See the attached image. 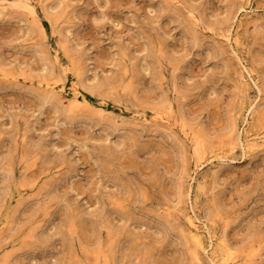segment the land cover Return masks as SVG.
<instances>
[{"label": "rangeland", "instance_id": "obj_1", "mask_svg": "<svg viewBox=\"0 0 264 264\" xmlns=\"http://www.w3.org/2000/svg\"><path fill=\"white\" fill-rule=\"evenodd\" d=\"M21 1L34 6L35 17L0 7V74L10 75H0V229L8 161L15 179L31 185L9 200L14 210L21 194L30 196L15 214L14 230L49 208L30 226L42 225L43 238L14 239L0 258L8 250L13 264H103L95 261L101 240L104 249L116 246L113 264H189L184 235L199 229L200 263L214 264L212 241L228 224L227 240L241 264L250 242H261V256L248 264H264V145L259 140L253 152L242 146L247 132L264 136L262 112L251 119L256 106L264 108V0H67L63 13L54 1L48 5L55 22L43 12L45 1ZM60 40L80 55L88 80L111 79L114 89L82 90L103 113L68 115L54 104L41 106L36 78L32 84L27 76L50 68L56 54L66 69L58 82L66 86L65 101L76 81ZM165 95L174 117L183 112L208 136V157L216 151L221 160L195 171L191 138L178 124L154 122ZM232 121L236 142L228 145L223 135ZM178 200L177 211L166 209ZM216 210L228 217L209 220ZM109 230L116 241L107 242Z\"/></svg>", "mask_w": 264, "mask_h": 264}, {"label": "bare ground", "instance_id": "obj_2", "mask_svg": "<svg viewBox=\"0 0 264 264\" xmlns=\"http://www.w3.org/2000/svg\"><path fill=\"white\" fill-rule=\"evenodd\" d=\"M40 1L46 2L43 5V12H44L45 16L50 21L55 22V21H57V19H56V17L55 18L51 17L52 15L50 14V10L52 8L49 7V5H48L49 3L57 1L60 5L62 4V6L60 7L62 13L67 8V5H66L67 0H40ZM0 7L22 9V10L28 11L30 13V15H32L33 17H35V14H36L34 6L31 3H29L28 1L0 0ZM35 25L39 31H41L43 34H45L44 26L38 20L35 21ZM53 25L55 26V24H53ZM58 27H59V24L57 23L55 29H57L56 32L59 35L61 33L62 28L58 29ZM65 42H66V40H60L58 45H59L60 49H62L68 55L69 62L71 63V70H72V73L76 79V81L74 82V84L71 86V89H70L71 97L65 101V96H66L65 94H67L66 86L64 83H61V84L59 83L60 85L58 84L62 73L65 72L66 69L61 68L62 65L60 64V61L58 58L59 55L56 54L54 62L52 63L50 68L43 66L41 69L40 75L33 76V75L29 74L27 76L31 79L30 82L32 84H34L33 79L36 78V86L38 87V89H37L38 90V97H39V99H41V103H40L41 106L43 107L46 104L51 103V105L54 104L53 106L56 105L57 108L59 107L60 108L59 110H64V112H67L68 115H69V113L71 115L77 114V113H79V111L80 112L82 111V113H83L86 109L87 110L90 109L92 112H96V113H103V111H104L103 108H99L96 110L92 108L88 98L82 94V90H86V91H89L91 94H94L95 92H98V91L104 89L105 87H111V89H112L113 87H112L111 82H110L111 79L106 78V79H104L103 82L98 81L96 83H93L92 80H88L87 76H85V73L81 72V67L79 66L78 60L80 59V55L79 54H73L72 50L69 48V45L66 44ZM1 71H3V73H1L0 75H2L3 77H7V76L9 77L10 76L9 71L4 70V69H1ZM57 78H59V79H57ZM122 82H124V81H122ZM175 91L177 92L176 88H175ZM263 109H264L263 107L260 108V107L256 106L251 111V117H252L251 119H253L254 114L256 112H262L259 115L260 117L263 118L262 120H260V122L264 123V111H263ZM154 110L156 112V117H155V121H154L155 123H165L169 127H171L175 124L176 125L178 124L181 128L182 133L186 137L191 138V141L194 143V154L196 156L195 171L202 170L203 167L206 165V163L209 161H212L213 159H218V160L222 159V156H219L220 154L216 153V151L212 152V157H208V155H207V149L209 148L208 136L204 133L203 130H198L196 127L193 128V126L189 125L185 119L183 112L180 111V116L174 117V115L172 114V111L174 110V105L172 104V101L166 95L164 97H162V100L160 99L159 104L156 105ZM77 116L79 118L82 117V118L86 119L85 118L86 115L80 114V116L79 115H77ZM77 116H76V118H77ZM87 118H89L88 115H87ZM108 120H110L109 122H112L115 127L117 126L115 118H113V117H112V119L108 118ZM101 123H103V122L101 121ZM104 123L106 124L107 122H104ZM250 124H251V122L248 121L246 126H248ZM262 127H264V126L262 125ZM234 131H236V127H235V123L232 121V123L228 126L227 131L223 135V136L227 137L228 145H232L233 143L236 142V140H234V138L232 136ZM244 137H245L244 138L245 143H243L242 146H243V149L247 152L255 151L259 146V142H260L259 140H261L262 145H264V136L260 137L258 134H254V135L251 134L250 135L247 132ZM236 138H237V136H236ZM212 145H213V142H212ZM236 145L237 146L239 145V136H238V142L236 143ZM38 150H36L33 153L27 152V155L24 157V161L27 162V161L35 158V156L38 155ZM182 162H183V168L184 169H183V171H181L182 173L180 172V174H181L180 180L181 181H179V184H178L179 185V196L183 192L182 190H184V189H182V187H183L182 186V184H183L182 179H183V176L185 175L184 173H186L185 172V164L187 163V161H185V159H184V161H182ZM12 163L13 162L8 161L6 163V165L4 164L2 167V169L6 170L8 172V175H10V178H9L10 181L6 187V190H5V201L7 203L1 209V216L4 217V219H5V223H4L5 227H2L0 229V251L5 250L6 247L8 245H10L14 239H17L19 237H23V238H26L27 240H31V239L36 238V236L38 234L39 237L43 238V235H41L42 233L39 234V231L41 230L42 225H35L32 228H30V226H33V224H35L37 222V218L39 217L38 215L40 212H43L45 210V212H44V214H45L47 212V209L49 208V206L44 207L38 213L34 214L32 216V219L28 222V224L26 226H24V228L19 229V230H14L15 214L17 213V211H19L20 208L23 207V205L30 198V196L28 194H25V195L21 194L22 197L20 198V200H18L17 206L14 210L13 209L9 210V208H8V204L10 203L9 200L12 197V193L14 190L20 191L23 189L22 191L25 192L26 190H24V188L25 187H31V185H30V183L25 182L23 179H22L23 181H18L17 179H15L14 174H13L14 171H13ZM47 185L50 187L49 183H47ZM143 190H145V189H143ZM39 193H40V191L38 192V195H39ZM179 202L180 201L178 200L177 203L168 205V207L166 209H171L174 212L177 211V207L179 206ZM170 203H173V202H170ZM70 214L71 215H69L68 219H69L71 226H74L76 223L74 221L75 216L73 215V212H70ZM171 214L172 213L170 211H168L167 217L163 218V220L166 221L167 225L170 224ZM223 214L219 210H216V212L213 213L212 215H210L208 218H209V220L212 221L214 219V217H217V218L221 217V216L224 218L228 217L227 214L226 215L225 214L223 215ZM125 217H127V215ZM127 220H128V218H127ZM224 220L225 219H223V221ZM131 223H133V222L131 221ZM190 223L193 224V221H190ZM227 229H228V224H226L225 227L222 229V235H221V237L218 236L219 238L216 239L217 242L212 241L215 243V245L213 244L214 248H212V250H213L212 251V255H213L212 261L214 264H241V261H240L241 258H239V256L237 255L238 253H237L236 249L228 243ZM198 231H199V229H198ZM198 231L196 229V232L195 231L190 232L189 237L184 235L185 236V245L184 246H186L184 248H186V250H187L186 252H187L188 257H189V264H201L200 263V257H199V251H205L204 250L205 247H203L202 239L200 237V233H199L200 231L199 232ZM75 233L76 232L74 231L73 234H75ZM180 233L182 234L183 231L181 230ZM209 234H210V231H209ZM211 236L213 237V240H214L215 235H211ZM106 237H107V242H114V241H116L118 234L109 230ZM212 237H211V239H212ZM132 242L133 241L131 240L130 244ZM260 243L261 242H250L249 245H247V247L245 248L244 261L247 264H248V262L253 263V261H255V257L257 258V256H259L261 254V250L256 249L257 245H260ZM115 247L116 246H114L112 244V245H110V248L104 249L103 243L100 240L99 245L97 247V251L95 253V261L97 263H99L101 261L103 264H113V262L115 261V254H116L115 253L116 252ZM242 252L244 253V251H242ZM150 253H151V251H150ZM2 255L3 256L0 258V264H13L12 260L15 256L14 253L6 250L4 252V254H2ZM145 261H146V259H144V262ZM140 264H141V262H140Z\"/></svg>", "mask_w": 264, "mask_h": 264}]
</instances>
